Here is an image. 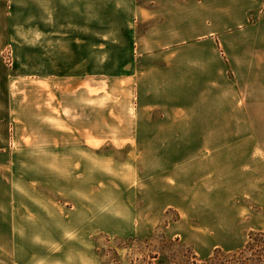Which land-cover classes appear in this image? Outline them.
I'll list each match as a JSON object with an SVG mask.
<instances>
[{
  "label": "crops",
  "instance_id": "0c3cea01",
  "mask_svg": "<svg viewBox=\"0 0 264 264\" xmlns=\"http://www.w3.org/2000/svg\"><path fill=\"white\" fill-rule=\"evenodd\" d=\"M262 128L264 0H0V264H102L95 234L197 217L205 162L264 191Z\"/></svg>",
  "mask_w": 264,
  "mask_h": 264
},
{
  "label": "rangeland",
  "instance_id": "374dc122",
  "mask_svg": "<svg viewBox=\"0 0 264 264\" xmlns=\"http://www.w3.org/2000/svg\"><path fill=\"white\" fill-rule=\"evenodd\" d=\"M91 83L93 89L92 96L106 93L104 91L105 88L108 89L107 92L111 96L121 86L126 87V85L130 84V82H106V84L104 82L101 88L100 83ZM101 89L103 90L100 91ZM125 98L126 100H124ZM125 98H120V100H123L124 104H127L131 100V97ZM78 100L83 104L86 99L79 97ZM47 101L53 107L56 106L53 105L56 104V98L49 96ZM112 101L113 103L115 102L114 98L109 97V103ZM133 103L136 104L135 100L134 102L132 101L131 105ZM257 134L262 142L261 147L264 149V128L258 129ZM25 137V141L30 142L35 137V130ZM210 163L205 162V187L208 188V191H204V204L202 208L198 209L199 215L197 217L192 215L196 211L194 209H180L178 207L165 209L163 216L153 225L150 224L144 235L138 236L139 240L152 237L156 244H160L163 235L169 240L180 238L182 243L194 248L199 258L206 260L214 254L216 249H221L225 252L243 249L248 243L251 233L264 232V191L245 190L248 187L252 190L251 185L257 180L251 178L250 181L252 183L245 187L243 192H237L235 190V171L231 169L229 171V178L222 179L218 176L221 170L209 168ZM215 175L218 177L216 178ZM143 179L147 181L146 183L151 184L155 180V177H145ZM257 179L264 186V176H259ZM221 185L225 186L226 192L219 191L218 188ZM209 188L211 191H209ZM149 194V191H141L140 201L145 204L146 197ZM163 200L164 198L161 199L162 204ZM94 237H96V248L100 250V255L103 256L101 262L111 264V259L105 256V252L109 250L105 240L99 234H95ZM122 239L120 244H129L126 238ZM116 245L113 243L111 246L116 247ZM126 254L127 251L121 252L123 259H125L124 264H129L128 261L130 259ZM139 257H142V255H139Z\"/></svg>",
  "mask_w": 264,
  "mask_h": 264
},
{
  "label": "trees",
  "instance_id": "16d2710c",
  "mask_svg": "<svg viewBox=\"0 0 264 264\" xmlns=\"http://www.w3.org/2000/svg\"><path fill=\"white\" fill-rule=\"evenodd\" d=\"M100 236L109 247L105 256L111 259V264H124L122 251H127L129 264H264V232L251 233L243 249L234 252L216 249L206 260L199 258L194 248L182 243L180 238L169 240L163 235L160 244H156L152 237L144 240L132 237L126 239L129 244H120L123 239ZM113 243L117 244L116 247L111 246ZM97 254L102 261L103 256L98 249Z\"/></svg>",
  "mask_w": 264,
  "mask_h": 264
},
{
  "label": "built area",
  "instance_id": "2783aa9c",
  "mask_svg": "<svg viewBox=\"0 0 264 264\" xmlns=\"http://www.w3.org/2000/svg\"><path fill=\"white\" fill-rule=\"evenodd\" d=\"M5 62L8 65L12 64V62H13L12 55L10 53H8V52H7V54H5Z\"/></svg>",
  "mask_w": 264,
  "mask_h": 264
}]
</instances>
